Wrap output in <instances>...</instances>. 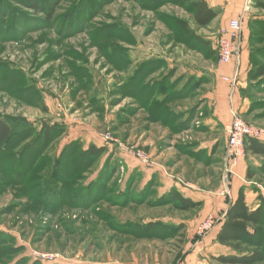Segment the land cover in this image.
Masks as SVG:
<instances>
[{
    "label": "rangeland",
    "instance_id": "374dc122",
    "mask_svg": "<svg viewBox=\"0 0 264 264\" xmlns=\"http://www.w3.org/2000/svg\"><path fill=\"white\" fill-rule=\"evenodd\" d=\"M23 3L0 0V117L18 133L33 136L47 125H61L64 132L43 153L48 157H57L74 140L84 147L105 146L106 152L86 173V183L109 160L119 168L110 189L118 184L123 193L133 182V200L123 205V195L113 194V201L94 206L69 199L58 210L40 205L30 210L25 206L29 197L19 195L20 186L7 179L12 162L7 163L0 154L2 249L15 247L18 251L0 264H14L16 259H24L20 264L27 260V264H174L185 258L195 232L193 220L201 216L203 202L183 211L173 203L159 204V198L170 197L169 192L177 188L183 196L195 190L200 199L203 193L210 197L215 193L229 201L220 192L230 181L247 187L249 204L264 198L263 168L256 179L248 180L242 173L225 184L223 124L217 119L214 127L207 123L205 95L215 86L212 77L219 65L218 40L235 16L223 20L224 13H219L208 26L200 27L191 7L193 0H55L51 17ZM254 4L255 0L250 1L248 9ZM236 17L243 23L242 54L245 49L250 51L252 27L264 34V8ZM197 37L210 46H200ZM154 59L161 67L143 85L162 80L171 69L176 78L204 81L190 97L173 105L194 117L178 133L171 125L152 122L141 100L131 96V88L125 85L127 80L132 82L140 65ZM260 61L264 62L263 57ZM238 80L239 88L244 80ZM245 83L247 87V76ZM259 87L251 90L258 107L250 110L248 98L245 106H235L245 121L264 134V85ZM263 164L260 157L247 154L242 163L246 168ZM14 177L13 173L10 179ZM148 184L153 185L154 193L146 198ZM157 220L167 224L153 233L135 232V226L128 225ZM216 224L214 221L213 226ZM180 225L182 231L175 228ZM210 229L198 238L208 235ZM207 262L221 264L213 255Z\"/></svg>",
    "mask_w": 264,
    "mask_h": 264
},
{
    "label": "trees",
    "instance_id": "16d2710c",
    "mask_svg": "<svg viewBox=\"0 0 264 264\" xmlns=\"http://www.w3.org/2000/svg\"><path fill=\"white\" fill-rule=\"evenodd\" d=\"M22 1L23 4L29 5L36 12L46 11L48 15H50L55 2V0ZM255 1L257 7L264 8V0ZM191 7L195 14V21L200 27L208 26L219 15L217 10L210 7L205 0H193ZM53 11L54 8L52 13ZM69 12L72 13V11ZM185 26L184 28H186ZM197 38L200 46H210V43L204 38ZM260 56L264 59V34H259L256 28L252 27L249 51L251 67L247 71L248 86L241 89L242 97L250 100V110L253 107H258V104L253 100L251 90L259 89L261 84L264 85V62L260 61ZM160 64L162 63L157 59L143 63L140 65L141 67L137 68L138 70L132 82L140 77L145 69H147L146 74L144 73L142 78L139 81L136 79L134 83L127 80L128 83H125V85L131 88V96L141 100L142 107L147 110L149 119L152 122H162L163 126L165 124L166 126L171 125L174 131L178 133L187 128L194 117L193 115L188 116L186 112L178 111L173 105L190 97L193 91L199 88L204 81L203 79H195V77L185 79V77L179 76L176 78L175 70L171 69L168 74L163 75L162 80L143 85L145 78L157 72L158 68L161 67ZM135 85L137 87H134ZM64 130L61 125L52 124L47 125L34 136L31 133H18L19 130H16L6 119L0 117V154L3 160H7V163L12 162L13 165L7 179L9 183L20 186L21 194L19 195L29 197L30 200L25 206L30 210L38 205L47 209L58 210L69 204L71 202L69 199H73L74 204H79L80 201L83 206H94L103 200L113 201V194L115 196L123 195L126 201L122 202L123 205L131 202L133 200V197H131L133 182L128 183L126 189L122 191L123 193H120L121 188L118 184L114 189H110L112 188L110 184L119 170L116 163L109 164V160L105 161L96 175L90 181L87 180V183L85 181L87 178L86 173L106 152L105 146L90 144L88 147H84L74 140L65 144L57 157L43 155L48 145L58 138ZM30 138L32 139L31 142ZM28 139L30 140L26 142L25 140ZM17 147L19 149L16 153L13 152ZM30 148L34 149L30 151ZM245 148L247 156L260 157L264 162V139L247 138ZM262 168L264 169L262 165L247 167L246 178L248 180L256 179L259 170ZM5 170H7V167H5ZM13 173L15 177L10 179ZM152 186V184H148L147 193L144 197L148 198L154 193ZM169 193L170 197L163 199L161 197L158 199V203H173L177 209L183 211L198 208L201 204L198 201L184 197L177 188H173ZM258 199L260 202L257 207L253 208L248 205L245 188L241 187L237 198L234 201H228L229 207L224 219L220 222L217 241L227 247L230 252L215 256L218 263L264 264V198L261 196ZM129 223L128 225L135 226V232L140 233H153L159 227H165L167 224L161 220L146 223L139 222L140 225H137V222ZM175 228L182 231L184 226L180 225ZM198 239V236H196L193 241L196 242ZM3 240L4 237L0 234V260L5 259L7 261L6 256L18 253V251L16 252L15 247L9 250H7L8 248L2 249ZM23 260L18 261L16 259L17 262L14 264H20ZM28 262L29 260L23 264Z\"/></svg>",
    "mask_w": 264,
    "mask_h": 264
},
{
    "label": "crops",
    "instance_id": "0c3cea01",
    "mask_svg": "<svg viewBox=\"0 0 264 264\" xmlns=\"http://www.w3.org/2000/svg\"><path fill=\"white\" fill-rule=\"evenodd\" d=\"M207 4L217 10L218 13H224V19L236 17L239 13H252L253 9H259V7L254 4L248 9V5L252 0H205ZM256 2V1H255ZM226 22V21H225ZM226 24V23H225ZM246 50V49H245ZM242 51L241 57L238 60H233L230 64L227 65H218V70L214 72L212 79L214 78L215 86L211 90H208L206 93L207 104L209 109V119H207V123L212 124L214 127L217 123L216 119L219 120L223 124L224 129V142L227 145L228 141V124L230 122V114H229V94H230V83L223 79L224 76L232 77L235 72H238V79L241 77L244 82L240 84L238 88V84L240 81L238 80L234 96H233V103L234 105H243L245 106L248 103L246 98H243L241 95V89L245 87V79L247 76L248 65L247 60L244 57V53H247L249 56V51L246 50ZM248 58V57H247ZM239 108V107H238ZM213 122V123H212ZM218 141V140H217ZM210 154V153H209ZM245 159L240 161L237 167V176H240L244 173L246 176V167L242 165ZM96 175V174H95ZM233 178V177H232ZM232 180V179H231ZM240 187L235 185V181H230L229 184V194L225 195L223 190H221L220 194L229 198L230 201H234L237 198L238 191ZM247 189V187H245ZM179 190V189H178ZM180 191V190H179ZM167 192V191H165ZM182 192V191H181ZM212 192V191H211ZM162 194V193H161ZM246 194V192H245ZM187 198H191L194 201H202L203 202V209L201 212V216L197 219L193 220L196 221L195 232L193 238L190 239V244L188 246V250L184 251L185 259L188 261L189 264H208V257L210 255L219 256L222 254L229 253L230 250L219 244L217 241V232L219 230L220 222L224 219L226 211L229 207L228 200H224L219 195L216 196L213 193V196H207L203 193L202 199L199 198L198 192L195 190H191L190 194L184 195ZM249 197L246 195V201ZM259 199L257 198L254 203L249 204L251 207L255 208L259 205ZM220 213V214H218ZM208 217H214L217 221V224L210 229V233L202 238H199L196 242H194V238L198 235V226ZM190 261V262H189Z\"/></svg>",
    "mask_w": 264,
    "mask_h": 264
},
{
    "label": "built area",
    "instance_id": "2783aa9c",
    "mask_svg": "<svg viewBox=\"0 0 264 264\" xmlns=\"http://www.w3.org/2000/svg\"><path fill=\"white\" fill-rule=\"evenodd\" d=\"M242 19L240 17H234L230 19L228 28L225 29L224 34L220 36L217 46L218 62L221 65L230 64L233 60H238L241 57L240 48V36L242 30ZM224 80L230 83V94H229V114L230 122L227 128V149L224 158V176L223 179L225 184L228 183L229 179L234 175H237V167L243 159L246 157L245 140L247 138L263 139V131L255 127L253 124L246 122L240 115L236 106L233 103L234 91L238 82V72L232 77L224 76ZM106 138H109L106 135ZM144 163H148V159L143 156H138ZM223 193L229 194V184L225 185ZM215 218L208 217L198 227V234H204L205 231L209 230L214 224ZM42 257H53L50 254H41ZM174 264H187L183 259H180Z\"/></svg>",
    "mask_w": 264,
    "mask_h": 264
}]
</instances>
